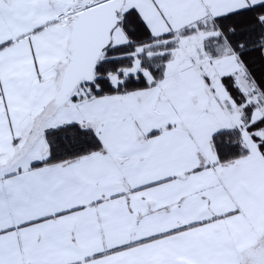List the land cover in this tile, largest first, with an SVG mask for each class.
Returning <instances> with one entry per match:
<instances>
[{
	"label": "snow or ice",
	"instance_id": "6c2138e0",
	"mask_svg": "<svg viewBox=\"0 0 264 264\" xmlns=\"http://www.w3.org/2000/svg\"><path fill=\"white\" fill-rule=\"evenodd\" d=\"M0 264H264V0H0Z\"/></svg>",
	"mask_w": 264,
	"mask_h": 264
}]
</instances>
